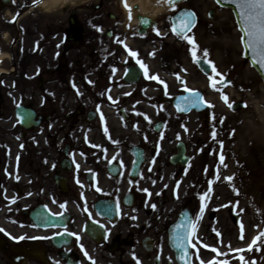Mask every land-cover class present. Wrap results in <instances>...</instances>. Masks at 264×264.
<instances>
[{
	"label": "flooded vegetation",
	"instance_id": "obj_1",
	"mask_svg": "<svg viewBox=\"0 0 264 264\" xmlns=\"http://www.w3.org/2000/svg\"><path fill=\"white\" fill-rule=\"evenodd\" d=\"M129 8L80 0L45 11L40 0H0V49L22 70L29 61L21 78L34 69L40 80L14 90L32 96L19 105L36 126L23 128L15 107H0V264H185L171 238L184 209L195 232L191 264H228L225 219L198 203L172 209L168 187L153 184L190 165L188 136L211 120L177 112L171 100L187 90L178 62L164 57L179 58L189 43L172 31V16L190 8L199 22L200 8L180 4L155 28L140 6L131 19ZM182 157L188 165L173 162Z\"/></svg>",
	"mask_w": 264,
	"mask_h": 264
},
{
	"label": "rangeland",
	"instance_id": "obj_2",
	"mask_svg": "<svg viewBox=\"0 0 264 264\" xmlns=\"http://www.w3.org/2000/svg\"><path fill=\"white\" fill-rule=\"evenodd\" d=\"M163 2L165 0H160L159 4ZM185 3L187 5L193 3L200 8L202 18L199 27L190 37V45L186 43V48L182 54L180 52V56L178 55L179 58L175 54L164 57L174 64L178 62L181 70L179 78L188 88L193 85L195 89L206 93L212 107L211 121H204L201 118L198 123L201 125L197 129L199 134L188 136L189 154L192 159L190 165L185 169L158 176L162 182L155 178L153 184L161 189L168 187V194L163 200H167L168 206L172 209H180L185 204L194 206L199 204L201 207L204 206L208 213H217L220 218L225 219L227 225L231 227L230 235L224 237L227 247L221 252L227 259L226 263L264 264V210L260 205L255 206L254 202L244 201L245 194L241 193L244 189L237 195H231L241 180L238 177L229 180L226 175L219 172L218 167L222 162L221 155H224V151L230 146L231 141L228 137L232 125L248 121L252 116L253 104L264 97V82L245 58L243 35L232 10L218 6L214 0H186ZM159 6L163 7V11L155 15L151 13L157 18L163 17L168 11L166 4ZM210 10L215 12L213 19L208 17ZM42 34L47 35L49 32L43 31ZM219 40L222 45L218 48L216 42ZM0 46L7 47L3 38H0ZM194 48L195 57L192 55ZM45 56L41 54L42 58ZM200 57L208 59L215 66L216 71L210 77L199 72L195 61ZM3 59V66H0V71H4L0 74V107L5 105L6 109L12 110L19 103L28 102L32 97L14 90L36 87L40 80L34 69L31 70L30 77L21 78L20 66H14L13 60L6 56ZM28 64L29 61H24L25 69L22 73L28 72ZM11 71L14 72L10 73ZM226 78L231 80L230 84L227 87H220L219 83ZM236 102L243 103L240 111L232 110ZM190 120L188 117L186 121ZM213 133L216 134L215 137ZM254 148L264 156V137L258 140ZM263 177L264 160L258 163L257 169L246 179L258 183ZM260 194L264 196V191Z\"/></svg>",
	"mask_w": 264,
	"mask_h": 264
},
{
	"label": "bare ground",
	"instance_id": "obj_3",
	"mask_svg": "<svg viewBox=\"0 0 264 264\" xmlns=\"http://www.w3.org/2000/svg\"><path fill=\"white\" fill-rule=\"evenodd\" d=\"M159 1L153 0V3L157 6L167 3V0L162 4H159ZM127 4L132 11L134 7L132 0H127ZM137 5L140 6L139 4ZM148 7H151V5H148ZM145 12L154 17L151 11ZM216 43H218V48L219 45H222L221 40ZM2 60L3 58H0V63ZM2 72L0 71V73ZM230 130V137H228V140L231 141L229 142L230 146L224 151V160L218 166L219 172L226 175L227 178H240L241 182L234 188L231 195H237L239 191L244 189L241 192L245 194L244 201L254 202L255 206L260 205V208L264 210V196L260 194L264 191V177L261 179V183L258 182L260 183L259 185L246 179L251 172L257 169L258 163L264 160L263 154L258 153L254 148L258 140L264 137V97L261 101L253 104L252 116L248 121L245 120L238 124H233Z\"/></svg>",
	"mask_w": 264,
	"mask_h": 264
},
{
	"label": "snow or ice",
	"instance_id": "obj_4",
	"mask_svg": "<svg viewBox=\"0 0 264 264\" xmlns=\"http://www.w3.org/2000/svg\"><path fill=\"white\" fill-rule=\"evenodd\" d=\"M35 2V0H34ZM172 7H175L176 0H168ZM218 3L222 2V0H217ZM232 2L239 9L241 23L243 24V31L246 35L245 43L247 44L248 49L251 50V58L254 62L258 63L262 69H264V0H232ZM125 7H128L127 0H125ZM131 8H129V18L131 19ZM191 14V13H189ZM141 22L147 24V17H142ZM195 44V41H193ZM131 51V50H130ZM132 56H136V52H131ZM193 57L196 56L195 48L192 51ZM204 56H207V50L204 52ZM140 67L144 70V75H148V67L144 64L143 61H138ZM211 64V61H208ZM213 71L215 72V66L213 65ZM127 74V73H126ZM158 78V77H156ZM163 83V81H161ZM213 86L215 87V81L213 82ZM189 95H183L179 99L186 104L199 105L203 99L201 94L197 91H194L191 88L187 89ZM225 100L227 97L225 96ZM187 110V109H185ZM107 131V129H105ZM215 133L213 136L215 137ZM222 144V142H221ZM220 160H224V156L221 155ZM54 166V165H53ZM19 178V177H17ZM229 180H232V177H228ZM31 195V193H29ZM15 198H13V201ZM64 207V205H61ZM153 208L156 207L155 204L152 205ZM62 215V214H61ZM98 223V221H97ZM2 230V229H0ZM67 231V229H65ZM75 236L76 233H70ZM195 235L193 230L192 221L189 219L187 221H181L176 224L175 232L173 234V240L175 245L182 249L185 254L189 251V245L192 244V237ZM13 239H23L24 237H12ZM36 237H33L35 239ZM255 243V241H254ZM83 247V245H81ZM85 255H88L85 252ZM90 258V257H89ZM243 259V257H241ZM181 260H184V256H181Z\"/></svg>",
	"mask_w": 264,
	"mask_h": 264
},
{
	"label": "water",
	"instance_id": "obj_5",
	"mask_svg": "<svg viewBox=\"0 0 264 264\" xmlns=\"http://www.w3.org/2000/svg\"><path fill=\"white\" fill-rule=\"evenodd\" d=\"M179 1H181V0H176V2H179ZM220 5H222V6H225V7H230V8H232L233 9V11L235 12V15H236V18H237V21H238V24H239V26H240V29L243 31V24L241 23V17H240V13H239V9L236 7V5L232 2V0H222V2H220L219 3ZM189 13H191V12H189V11H182V12H180L174 19H173V25H174V30L178 33V34H180V35H186L188 32H190L192 29H193V27H194V25H195V23H196V20H195V18H194V16H193V14L191 13V14H189ZM212 17H213V15H212ZM243 34H244V45H245V49H246V57L250 60V62L253 64V66L257 69V71L259 72V74L261 75V77L263 78V80H264V69H262L261 68V66L258 64V63H256V62H254L253 60H252V58H251V50L250 49H248V47H247V44L245 43V40H246V35H245V33H244V31H243ZM198 65L200 66V68L204 71V72H206V73H208L209 72V70H210V67H208V68H206V64H205V62L203 61V60H199L198 61ZM229 83V81L228 80H225L221 85L222 86H225V85H227ZM201 94V93H200ZM186 95H189V93H187ZM201 96H202V94H201ZM175 104L177 105V107H179V109L181 110V112H183V113H188L189 111H191V110H197V111H203L204 109H205V105H204V103H203V99H202V101H201V103L199 104V105H192V104H186L185 102H183V101H181L179 98L175 101ZM242 107V105L240 104V103H238V104H236V106L233 108L235 111H237V110H240V108ZM185 109H187V110H185ZM17 115H18V117L20 118V119H27V120H32L33 118H32V115L30 114L29 115V113L28 112H26V111H24L23 109H17ZM25 117V118H24ZM182 160H184L183 158H182ZM185 161V160H184ZM182 162L183 164L185 163V162ZM141 162H142V160L139 158V161H138V166H140V164H141ZM184 216H188L186 213H183L182 215H181V220H180V222L181 221H187V220H189L188 218L187 219H185L184 220ZM179 222V223H180ZM187 257H188V254L186 255L185 254V258L187 259Z\"/></svg>",
	"mask_w": 264,
	"mask_h": 264
},
{
	"label": "clouds",
	"instance_id": "obj_6",
	"mask_svg": "<svg viewBox=\"0 0 264 264\" xmlns=\"http://www.w3.org/2000/svg\"><path fill=\"white\" fill-rule=\"evenodd\" d=\"M79 2L80 0H40V6L45 11H51L53 9H62L67 5H71L73 8H75ZM132 2L133 6L139 4L141 11H151L153 15L163 11V7H158L155 3H153V0H132ZM148 5H151V7H148ZM4 35L7 37V33ZM8 55V53L0 51V58Z\"/></svg>",
	"mask_w": 264,
	"mask_h": 264
}]
</instances>
